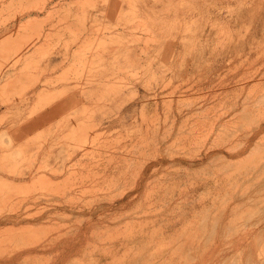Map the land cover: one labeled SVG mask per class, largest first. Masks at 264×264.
<instances>
[{"label":"rangeland","instance_id":"1","mask_svg":"<svg viewBox=\"0 0 264 264\" xmlns=\"http://www.w3.org/2000/svg\"><path fill=\"white\" fill-rule=\"evenodd\" d=\"M0 264H264V0H0Z\"/></svg>","mask_w":264,"mask_h":264},{"label":"bare ground","instance_id":"2","mask_svg":"<svg viewBox=\"0 0 264 264\" xmlns=\"http://www.w3.org/2000/svg\"><path fill=\"white\" fill-rule=\"evenodd\" d=\"M5 12V11H4Z\"/></svg>","mask_w":264,"mask_h":264}]
</instances>
